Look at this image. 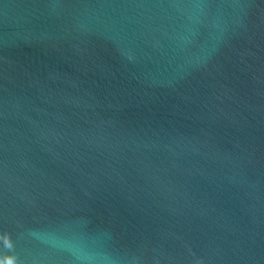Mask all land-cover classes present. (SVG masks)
Instances as JSON below:
<instances>
[{"label":"water","instance_id":"1","mask_svg":"<svg viewBox=\"0 0 264 264\" xmlns=\"http://www.w3.org/2000/svg\"><path fill=\"white\" fill-rule=\"evenodd\" d=\"M11 256L264 264V0H0Z\"/></svg>","mask_w":264,"mask_h":264},{"label":"clouds","instance_id":"2","mask_svg":"<svg viewBox=\"0 0 264 264\" xmlns=\"http://www.w3.org/2000/svg\"><path fill=\"white\" fill-rule=\"evenodd\" d=\"M3 237L6 240V247L11 249L13 247L12 240L8 233H3ZM6 264H17V260L15 256L6 257Z\"/></svg>","mask_w":264,"mask_h":264}]
</instances>
